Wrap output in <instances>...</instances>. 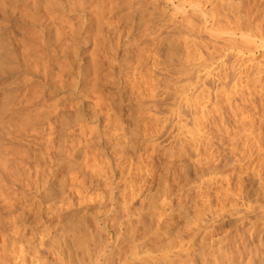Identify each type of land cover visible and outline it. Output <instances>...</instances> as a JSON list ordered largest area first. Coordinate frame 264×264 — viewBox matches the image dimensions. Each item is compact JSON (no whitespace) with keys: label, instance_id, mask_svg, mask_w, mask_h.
Listing matches in <instances>:
<instances>
[{"label":"rangeland","instance_id":"1","mask_svg":"<svg viewBox=\"0 0 264 264\" xmlns=\"http://www.w3.org/2000/svg\"><path fill=\"white\" fill-rule=\"evenodd\" d=\"M35 1L0 0V154L5 149L2 155L8 161L6 169H0V264H29L36 256L46 264H56L54 256L48 255L53 254L54 238L64 264H92L83 247L82 228L97 207L98 197L109 191V179L118 183L112 194L119 206L112 215L114 230L118 225L113 222L124 214L127 217L120 237L127 252L122 256L115 244L110 245L105 251L111 255V264H117L119 257L124 264H215L220 256L223 264H264V47L260 45L264 44V0H198L199 9L192 8L196 0H105L103 7H95L97 11L88 5L83 15L63 12V20L68 21L61 26L70 21L75 26L83 23L82 38L77 40L79 55L86 60L92 55L97 58L94 87L91 78L79 87L73 75L61 77L63 82L52 79L58 71L53 58L57 56L59 62L63 58L49 35L52 30H46L58 22L52 21L55 9L42 6L36 10L39 14L34 12ZM228 3L239 17L240 32L254 36L253 44L241 39L239 32L232 34V29L212 33L213 19L209 18L226 12ZM189 14L198 27L184 36L191 41L190 50H185L177 32L181 16ZM208 39L226 48L209 54L210 49L200 47L201 51L193 45L198 41L211 45ZM221 62L227 66L225 72L219 69ZM38 65L50 66L47 76L34 74L32 67ZM182 65L188 66L190 76L184 75ZM186 77H191V85ZM194 79L199 81L194 83ZM220 84L222 92H218ZM165 86L176 93L173 98ZM193 88L200 97H193ZM163 90L164 94L169 91L167 102L162 101ZM182 93L188 102L200 99L195 108L197 119L202 117L194 120L199 134L191 132L193 108H186L185 102L181 120L174 117L170 106ZM36 115L44 118L36 120ZM146 126L154 132L150 138V133L142 132ZM185 130L194 134L198 145L194 141L189 148L185 145ZM179 143L184 144L183 151ZM47 148L58 154L50 149L48 154ZM84 163L95 164L91 165L95 171ZM101 163L110 173L102 171ZM98 167L103 175L96 171ZM75 187L82 197L72 194ZM147 208L151 214L143 220ZM95 232L92 244L111 236L102 228Z\"/></svg>","mask_w":264,"mask_h":264},{"label":"bare ground","instance_id":"2","mask_svg":"<svg viewBox=\"0 0 264 264\" xmlns=\"http://www.w3.org/2000/svg\"><path fill=\"white\" fill-rule=\"evenodd\" d=\"M29 1V0H28ZM37 1V2H36ZM35 2H33V6H32V9H33V11L34 12H37L36 10H40L39 8L40 7H44V6H46V8L48 7L50 10H52V9H55V10H53V12L54 13H51L52 14V21L54 22V21H57L58 23H54V25H56V24H58L57 26H52V24H51V27H50V29L49 30H46V31H51V32H53L52 33V35L51 34H49L50 36H52L51 38H52V42H53V45L55 44V45H57V46H59V49H60V55H61V57L63 58V60L61 61V62H59L58 61V59H57V56H56V58L54 57L53 59H55V60H53L52 61V64L54 63L56 66V69L58 70L57 72H55V75H53V77L54 78H52V79H59V80H61L62 78L61 77H63V76H67V75H73V78L76 80L75 81V84L76 85H78V87L80 86V85H86L87 83H88V79L89 78H91V85H93L92 83H94V85H93V87L94 86H96L95 84H96V82L95 81H97V79H95L96 78V75H97V71L99 70V68H98V61H97V58L95 57H93V55L90 57L89 56V58L86 60V59H83L84 58V56L82 55H79V52H80V48H81V44H79V42L77 41L78 40V38H82V36H81V31H82V24H79L78 22V24L75 26V23L73 24V23H70V22H68L67 24H64V25H62L61 26V24L62 23H65V22H67L68 20H66L65 19V17H64V20H63V18H62V15H63V12L65 13V11H67V12H69V13H75V14H81V15H83L82 13L84 12V8L85 7H87L88 5L89 6H92V8L93 9H95V7H96V9L98 8V7H103L102 5H103V3H104V5H105V0H43V2H38V0H36ZM189 1V0H188ZM109 2V1H108ZM196 4H194L193 6H192V8H195V9H197L198 8V5H199V3H198V0H196ZM25 3V2H24ZM188 3V2H187ZM7 4V3H6ZM109 5H110V2L108 3ZM186 4V3H185ZM229 4V3H228ZM25 5V4H24ZM190 5V4H189ZM178 6H180L181 7V2L179 3V5ZM26 7V6H25ZM177 7V5H175V8ZM229 7L230 8H228V10L226 11V12H216V14H212V15H214L212 18H209L210 20H212L211 22H210V24L209 25H211L210 26V28L212 29V28H214L213 30H214V32H213V30H212V33H215V32H219V31H227L226 29H228L229 31H231V29H232V34H234L235 32H239L240 33V38L241 39H243V40H246V41H251L252 42V44H253V41H252V38L254 37L252 34H250V33H244V32H240L241 31V29H243L242 27H240V25H239V17L236 15V11H235V8H233V5H230L229 4ZM235 7V6H234ZM89 8V7H88ZM91 8V9H92ZM192 8H191V11H194V10H192ZM95 9V10H96ZM178 9V8H177ZM180 9V8H179ZM199 9V8H198ZM29 10V9H28ZM31 10V9H30ZM90 10V9H89ZM99 10V9H98ZM153 10V9H152ZM97 11V10H96ZM103 11V10H102ZM197 11V10H196ZM196 11H194V12H196ZM49 11H47V13H48ZM104 12V11H103ZM106 12V11H105ZM175 12V11H174ZM181 12L183 13V15H184V8L183 9H181ZM199 13L198 14H200V13H202L200 10L198 11ZM257 12V11H256ZM3 13V12H2ZM31 13H32V11H31ZM38 14H39V11L37 12ZM41 13V12H40ZM204 13V12H203ZM202 13V14H203ZM213 13H215V12H213ZM45 14V13H44ZM51 14L49 15V19H51L50 17H51ZM195 14V13H194ZM206 14V13H205ZM205 14H203V15H201V17L203 16L204 18H206V16H207V14L205 15ZM210 14V15H211ZM256 14V13H255ZM208 15H209V13H208ZM209 15V16H210ZM257 15V14H256ZM32 16H34V15H32ZM67 16V15H66ZM79 16V15H78ZM161 16V15H160ZM192 16V15H191ZM194 16V15H193ZM208 16V17H209ZM39 17V16H38ZM211 17V16H210ZM252 17V16H251ZM6 18V17H5ZM34 18L35 17H33V18H31V21H33L34 20ZM87 18V17H86ZM254 18V17H253ZM69 19V18H68ZM81 19V18H80ZM79 19V20H80ZM193 19H195V18H193ZM255 19V18H254ZM77 20H78V18H77ZM29 21V20H28ZM36 21H39V20H35V22ZM41 21H43L42 19H41ZM100 21V20H99ZM173 21V20H172ZM34 22V23H35ZM81 22H82V20H81ZM80 22V23H81ZM198 22V21H197ZM207 22H209V21H207ZM254 22V21H253ZM39 23V25H41L40 24V21L38 22ZM49 23V22H48ZM173 23V22H172ZM199 23H201V22H199ZM36 24H37V22H36ZM241 24V23H240ZM43 25V24H42ZM49 25V24H48ZM84 25H86V23L84 24ZM203 25V24H202ZM88 26V25H87ZM108 26V25H107ZM167 26V25H166ZM165 26V27H166ZM34 27V26H33ZM42 27H46V26H42ZM165 27H164V30H165ZM180 29H179V31L177 32L180 36H177V38H179V40H180V42H181V40L183 41L182 42V44H184V48H185V50H190V48H191V46L189 47V45L188 44H190L191 43V41L190 40H186V38L184 37L185 35H187L188 36V34L190 35V34H192L195 30H197V27H198V25H197V23H195V20H192V17H190V14L189 15H185V16H181V21H180ZM255 27V26H254ZM37 29H39L38 27H37ZM30 30H32V28L30 29ZM30 30H29V32H30ZM33 30H34V28H33ZM41 30V29H40ZM111 30V29H110ZM247 29H245L244 31H246ZM118 31V30H117ZM183 31V33H184V35H182V34H180V32H182ZM248 31V30H247ZM253 31H254V29H253ZM251 32V31H250ZM44 33V32H43ZM45 33H47V32H45ZM161 33V32H160ZM220 33V32H219ZM239 33L237 34V35H239ZM251 33H253V32H251ZM227 34V33H226ZM229 34H231L230 32H229ZM254 34V33H253ZM259 34V33H258ZM257 34V35H258ZM44 35V34H43ZM46 35V34H45ZM45 35H44V37H45ZM49 35H47L48 36V39H51V38H49L50 36ZM41 36V35H40ZM162 36V35H161ZM183 36V37H182ZM234 36V35H233ZM172 37V36H171ZM213 37H215V36H211L210 38L211 39H213ZM217 37H218V35H217ZM220 38V37H219ZM24 39H26L25 37H24ZM23 39V40H24ZM36 39H38V42H40L41 41V37L39 38V37H37ZM39 39H40V41H39ZM89 39V38H88ZM162 39V38H161ZM191 39V38H190ZM211 39H208V41L210 40V43H211V45H208L207 43H205V42H203V44L204 45H201L200 43H199V41L198 42H193L192 44L194 45V46H197V48L199 47H202L203 49L204 48H207V49H210L209 51V54H213V53H218V51L220 50V49H225L226 48V45L225 44H218V43H216V42H214V41H212L211 42ZM214 39H217V38H214ZM220 39H222V38H220ZM44 40H46L45 38H44ZM44 40H42V41H44ZM163 40V39H162ZM219 40V39H218ZM257 40V39H256ZM27 41V40H26ZM35 41H37V40H35ZM47 41V40H46ZM51 41V40H50ZM49 41V42H50ZM84 42H86V40H83ZM160 42H161V40H159ZM185 41H187V42H185ZM207 41V42H208ZM220 41V40H219ZM222 41V40H221ZM262 41V40H261ZM45 42V41H44ZM43 42V43H44ZM48 42V41H47ZM47 42H45V43H47ZM180 42L179 43H177V46L176 47H174V50H177L178 48V46L180 45ZM209 43V44H210ZM40 44H41V42H40ZM200 44V45H199ZM232 44V43H231ZM233 44H236L234 41H233ZM240 44V43H239ZM24 45V44H23ZM50 45V44H49ZM61 45V46H60ZM94 47H96L97 45H96V43L94 42ZM100 45H102L101 43L99 44V46ZM120 45V44H119ZM210 46V47H207V46ZM260 45L261 46H263L264 47V44L262 45L261 43H260ZM22 46V45H21ZM25 46H27V44L25 45ZM24 46V47H25ZM39 46V45H38ZM98 46V47H99ZM105 46V45H104ZM193 46V47H194ZM234 46V45H233ZM237 48H239L238 47V44L237 45H235ZM248 46V45H247ZM14 47V46H13ZM26 48V47H25ZM24 48V49H25ZM40 48V47H39ZM121 48V47H120ZM198 48V50H201L202 48H200L199 49ZM233 48V47H232ZM231 48V49H232ZM5 49V48H4ZM28 48H26L25 50H27ZM202 49V50H203ZM24 50V51H25ZM136 50V49H135ZM197 50V52L199 53V51ZM201 50V51H202ZM206 50V49H205ZM240 50H241V47H240ZM100 51V50H99ZM171 51V50H170ZM196 50H194V52H195ZM201 51H200V55H201ZM226 51V50H225ZM55 52V51H54ZM94 53H95V51H93ZM176 52L177 51H175V53L174 54H176ZM1 53V52H0ZM27 53V52H26ZM25 52H24V54H26ZM178 53V52H177ZM58 54V53H57ZM208 54V53H207ZM206 55V56H209V58H210V56L211 55ZM23 55V54H22ZM48 55H50V54H48ZM171 55V54H170ZM205 55V54H204ZM28 56H30V55H28ZM187 56V55H186ZM216 56V55H215ZM227 56V55H226ZM26 57V56H25ZM34 57V56H33ZM32 57V59L31 60H33L34 58ZM52 57V56H51ZM81 59H80V58ZM201 57V56H200ZM49 58H50V56H49ZM78 58H79V60H81V61H79L78 60ZM100 58V57H99ZM144 58V57H143ZM213 58V57H212ZM220 58V57H219ZM11 59V58H10ZM47 59H48V57H47ZM28 60V59H27ZM84 60H86V61H84ZM12 61V60H11ZM51 61V60H50ZM234 61V60H233ZM34 62V61H33ZM83 62H85V63H89L88 65L89 66H87V64H84ZM103 62V61H102ZM206 62V61H205ZM210 62V61H209ZM28 63V62H27ZM51 63V62H50ZM100 63V62H99ZM106 63V62H105ZM189 63V62H188ZM11 64V63H10ZM33 64V66L35 65L34 63H32ZM54 64H53V66H54ZM218 64V63H217ZM103 65V64H102ZM190 65V64H189ZM50 66H51V64H50ZM50 66H48V65H38V67L37 66H35V67H32V68H34V69H36V70H34L33 69V72H34V74L36 73V74H40V75H43V76H47L48 75V73H47V69L48 68H50ZM220 68L219 69H222V71L223 72H225V67H227L226 65H224V63L223 62H221L220 63ZM28 67V66H27ZM182 67H183V71L185 70V68L184 67H186V70L184 71V75L185 76H190V74H191V72H190V69H187V67L188 66H183L182 65ZM191 67V66H190ZM9 68V67H8ZM31 68V69H32ZM182 69V68H181ZM216 69V68H215ZM13 70V69H12ZM30 70V69H29ZM192 70V69H191ZM156 71V70H155ZM161 71V70H160ZM212 71V70H211ZM216 71V70H215ZM219 71V70H218ZM218 71H217V73H216V75H218ZM32 72V71H31ZM194 73V72H193ZM33 74V75H34ZM35 74V75H36ZM223 74V73H222ZM221 74V75H222ZM178 75V74H177ZM220 74H219V76H221ZM226 75V74H225ZM228 75V74H227ZM52 76V75H51ZM193 75H191V77H192ZM223 76V78H225L224 77V75H222ZM221 76V77H222ZM38 77V76H37ZM191 77H186L187 79L185 80V82L186 83H188L189 81H190V85H191V81H192V79H191ZM158 78V77H157ZM177 78V77H176ZM93 79H94V82H92L93 81ZM174 79V78H173ZM184 79V78H183ZM196 79H197V77H196ZM217 79H219V78H217ZM258 79H259V77H258ZM258 79L256 80V78H254V80L257 82L258 81ZM58 80V81H59ZM153 80V79H152ZM213 80H214V75H213ZM251 80V79H250ZM54 82L56 81V80H53ZM52 81V82H53ZM57 81V84L59 83H61L60 81L58 82ZM62 81V80H61ZM65 81V80H64ZM183 82V84H184V86H186V88L187 87H190V85H187V84H185V82H184V80H182ZM188 81V82H187ZM197 81H199V80H195L194 79V83H196ZM215 81H216V79H215ZM218 81V80H217ZM53 82V83H54ZM63 82V81H62ZM131 82V81H130ZM201 82V81H200ZM56 83V82H55ZM172 83H177V82H172ZM203 83V82H202ZM205 83V82H204ZM36 84H39V83H36ZM199 84V83H198ZM222 84V86H223V83H221ZM221 84H220V87H219V89H218V92H222V91H220V90H222V88H221ZM56 85V84H55ZM90 85V86H91ZM171 85H173V87L175 86L174 84H171ZM202 85V84H201ZM69 86V85H68ZM168 87L169 86H167V88H166V86H165V89H167V90H171V89H168ZM176 87H177V85H176ZM180 87V86H179ZM193 87V86H192ZM197 87V86H196ZM195 86H194V88H196ZM201 87V86H200ZM204 87V86H203ZM224 87V86H223ZM82 88H84V87H82ZM133 88V87H132ZM150 88V87H149ZM170 88V87H169ZM193 88V93H191V94H193V97H194V95H196V96H199L200 97V95H197V94H194V91H196L195 89ZM143 89V88H142ZM177 89V88H176ZM175 89V90H176ZM198 89V88H197ZM204 89V88H203ZM135 90V89H134ZM152 90H154V88H152ZM156 90V89H155ZM178 90V93H181V88L180 89H177ZM176 90V91H177ZM207 90V89H206ZM35 91V90H34ZM149 91V90H148ZM151 91V90H150ZM172 91V90H171ZM169 92V91H167V93L166 94H164V90L162 91V93L164 94V98L162 99V101L165 99L166 100V98L167 97H170V95L174 92V91H172V92ZM204 91V90H203ZM142 92V91H141ZM152 92V91H151ZM168 92L170 93V95L168 96ZM197 92V91H196ZM148 93V92H147ZM153 93V92H152ZM175 93V92H174ZM198 93V92H197ZM199 93H200V89H199ZM207 93V92H206ZM154 94V93H153ZM176 94V93H175ZM175 94H172L171 96V98H173L174 97V95ZM201 94H203V93H201ZM216 94H217V92H216ZM141 96V95H140ZM154 96V95H153ZM178 98H177V100H178V103H177V100H176V102H174V103H172L171 104V106L170 107H172L171 109H173L174 110V117L175 118H177V120H181V108H182V110L184 111V106H182L183 105V103L185 102L186 103V108L189 106V108H193V110L192 111H190L191 113H189L191 116H189V117H191L190 119H192L193 121L196 119V120H200V118L202 117H200L199 119H197V115H196V109H197V107L195 108V105H196V102H198L197 100H200V99H197L196 97V102L193 100V99H191L190 101H194V102H188V99L186 100V98L187 97H185V95H183V93H182V95H176ZM142 97V96H141ZM181 97H185V98H183L182 100V102H181ZM84 98V97H83ZM189 98V97H188ZM146 99V98H145ZM175 99V98H174ZM98 100V99H97ZM101 100V99H100ZM100 100H98V101H100ZM169 100V99H168ZM168 100H166V102L168 101ZM157 102V101H156ZM101 103V102H100ZM137 103V102H136ZM151 103H152V101H151ZM169 103V102H168ZM182 103V104H181ZM184 103V104H185ZM199 103V102H198ZM158 104V103H157ZM199 104H201V103H199ZM166 105V104H165ZM164 105V106H165ZM96 107H98V106H96ZM96 107H95V109H96ZM39 108V107H38ZM41 108V107H40ZM146 108V107H145ZM150 107H148V109H149ZM161 108V107H160ZM185 108V109H186ZM188 108V109H189ZM204 108V107H203ZM5 109V108H4ZM13 109V108H12ZM95 109H93V110H95ZM143 109V108H142ZM152 109V108H151ZM150 109V110H151ZM154 109V108H153ZM207 109V108H206ZM110 110V109H109ZM149 110V111H150ZM176 110V111H175ZM190 110V109H189ZM2 111V110H1ZM154 111V110H153ZM165 111H166V109H165ZM169 111V110H168ZM188 111V110H187ZM198 111V110H197ZM204 111V110H203ZM50 112V111H49ZM48 112V113H49ZM172 112V111H171ZM200 112V111H199ZM202 112V111H201ZM206 112V111H205ZM204 112V113H205ZM39 113V112H38ZM107 113V112H106ZM210 113V112H209ZM26 114V113H25ZM40 114V113H39ZM93 114H95L94 112H93ZM170 114V113H169ZM69 115V114H68ZM96 115V114H95ZM95 115H93V117L92 118H94L95 117ZM106 115V114H105ZM108 115V114H107ZM204 115V114H203ZM206 115H207V113H206ZM205 115V116H206ZM41 116V115H40ZM86 116V115H85ZM196 118H195V117ZM209 116V115H208ZM43 117V116H42ZM44 117H45V114H44ZM43 117V118H44ZM47 117V116H46ZM77 117V116H76ZM87 117V116H86ZM154 117V116H153ZM162 117V116H161ZM42 118V119H43ZM49 118V117H48ZM51 118V117H50ZM49 118V119H50ZM78 118L80 119V117L78 116ZM139 118V117H138ZM137 118V119H138ZM143 118H144V116H143ZM145 118H148V117H146L145 116ZM39 120V119H41V118H37V115H36V120ZM41 119V120H42ZM142 119V118H141ZM150 119V118H149ZM155 120H158V119H156V118H154ZM165 119V118H164ZM22 120V119H21ZM35 120V119H34ZM47 120V119H46ZM45 120V121H46ZM88 120V119H87ZM86 120V121H87ZM139 120V119H138ZM145 120H147V119H145ZM144 120V121H145ZM163 120V119H162ZM30 121H31V119H30ZM140 121V120H139ZM143 121V122H144ZM159 121V120H158ZM197 121V122H198ZM23 122H25V124H27L28 122L23 118ZM33 122V121H32ZM40 122V121H39ZM54 122V121H53ZM75 122H77V121H75ZM179 122V121H178ZM197 122H192L194 125V127H193V129L194 130H192L191 129V132L192 131H194V133L196 134V132H195V130L197 131L198 129H200L199 127H198V123ZM55 123V122H54ZM140 123H141V121H140ZM145 123V122H144ZM163 123V122H162ZM196 123V124H195ZM143 124V123H142ZM200 124V123H199ZM59 125V124H58ZM167 125V124H166ZM185 125H187L186 123H185ZM185 125H183L184 127H185ZM179 126V125H178ZM178 126H177V128H178ZM180 126H182V125H180ZM179 126V127H180ZM198 128H197V127ZM200 126V125H199ZM202 126V125H201ZM204 126H205V124H204ZM23 127H25V126H22V128ZM54 127V126H53ZM83 127V126H82ZM87 128L89 127V126H86ZM166 127V126H165ZM184 127H180V128H184ZM49 128V127H48ZM85 128V127H84ZM87 128H85V129H87ZM94 128H95V126H94ZM94 128H89V129H92V130H94ZM151 128V127H150ZM197 128V129H196ZM24 129V128H23ZM85 129H84V131H85ZM97 129V128H96ZM157 129V128H156ZM190 129V128H189ZM189 129H187L188 131H189ZM50 130H51V127H50ZM91 130V131H92ZM142 129H140V131H141ZM152 130H154L153 128H152ZM162 130V129H161ZM160 130V131H161ZM175 130V129H174ZM201 130V129H200ZM200 130H198V131H200ZM90 131V133H92ZM155 131V130H154ZM158 131V130H157ZM156 131V132H157ZM167 131V130H166ZM198 131H197V133H198ZM1 132V131H0ZM85 132H87V131H85ZM89 132V131H88ZM87 132V133H88ZM142 132H144V134L146 135V134H148V133H150L149 135H147V137L148 138H150V136L151 135H153V131H149L148 130V127L146 126V128L145 129H143L142 130ZM190 132V133H191ZM202 132V131H201ZM19 133V132H18ZM190 133H186V130H185V136L186 135H188V137L186 138V140H187V142H186V144L185 145H187V143H188V148H189V146H191V143L194 141V138H193V135L192 134H190ZM1 134V133H0ZM14 134V133H13ZM85 134V133H84ZM95 134V133H94ZM199 134V133H198ZM197 134V135H198ZM88 135H90V134H88ZM202 135V134H201ZM1 136V135H0ZM79 136V135H78ZM80 136H82V135H80ZM84 136V135H83ZM82 136V137H83ZM86 136V135H85ZM154 136L156 137V135L154 134ZM185 136H184V139H183V141L185 142L186 140H185ZM27 137V136H26ZM81 137V138H82ZM10 138V137H9ZM67 138V137H66ZM148 138H146V139H148ZM204 138V137H203ZM48 139V138H47ZM84 139V138H83ZM96 139H97V137H96ZM145 139V140H146ZM154 139V138H153ZM181 139V140H182ZM14 140V139H13ZM41 140V139H40ZM202 140V139H201ZM53 141V140H52ZM68 141V140H67ZM179 141V140H178ZM183 141H182V143H183ZM196 141H199V139H197ZM1 142V141H0ZM39 142V141H38ZM60 142V141H59ZM74 142V141H73ZM152 142V141H151ZM195 142V141H194ZM68 143V142H67ZM176 143V142H175ZM178 143V142H177ZM196 144H197V142H195ZM40 144V143H39ZM57 144V143H56ZM91 144V143H90ZM89 144V145H90ZM180 144V143H179ZM25 145V144H24ZM63 145H64V143H63ZM73 145V144H72ZM151 144H149V146H150ZM153 145V144H152ZM160 145V144H159ZM176 145V144H175ZM181 145V144H180ZM179 145V146H180ZM184 145V144H183ZM183 145H181L180 146V150L181 151H183V149H185V146H183ZM198 145V144H197ZM45 146V145H44ZM68 146V145H67ZM179 146H176V147H179ZM8 147V146H7ZM61 147V146H60ZM32 148V147H31ZM55 148H56V146H55ZM58 148V147H57ZM74 148V147H73ZM77 148V147H76ZM172 148V147H171ZM170 148V149H171ZM43 149V148H42ZM48 149V148H47ZM50 149V151L52 150V149H54V148H49ZM49 149H48V154H49ZM65 149V148H64ZM63 149V150H64ZM173 149V148H172ZM177 149V148H176ZM5 150V149H4ZM4 150L2 151V153L4 152ZM21 150V149H20ZM36 150V149H35ZM67 150V149H66ZM19 151V150H18ZM53 151H55V150H53ZM77 151V150H76ZM179 151V150H178ZM23 153H25L24 151H22ZM52 152V151H51ZM50 152V153H51ZM67 152V151H66ZM184 152H187V149H186V151H184ZM184 152H182V153H184ZM2 153L0 154V169L1 170H3L4 168H5V165H6V163L8 162L7 161V159H5L6 157L4 156L3 157V155H2ZM19 153V152H18ZM45 153V152H44ZM53 153V152H52ZM54 153H56V152H54ZM53 153V154H54ZM85 153V152H84ZM182 153H181V155H182ZM196 153V152H195ZM58 154V152L55 154V155H57ZM66 154V153H65ZM10 155V154H9ZM40 155V154H39ZM52 155V154H51ZM173 155V154H172ZM188 155H189V153H188ZM17 156V155H16ZM33 156V155H32ZM53 157H54V155H52ZM65 156V155H64ZM70 156V155H69ZM14 157H15V154H14ZM46 157H48V155L46 156ZM52 157H50L49 158V161H50V159H51ZM87 158V157H86ZM90 158V157H89ZM11 159V158H10ZM35 159V158H34ZM37 159V158H36ZM35 159V160H36ZM46 159V158H45ZM18 160V159H17ZM54 160V159H53ZM57 160H59V159H57ZM85 160V159H84ZM94 160V159H93ZM29 161V160H28ZM64 161H65V159H64ZM83 161V160H82ZM90 161V160H89ZM88 160H87V164H88V162H89ZM225 161V160H224ZM228 161V160H227ZM10 162V161H9ZM52 162V161H51ZM50 162V163H51ZM55 162V161H54ZM59 162V161H58ZM84 162V161H83ZM93 162H95V160L93 161ZM100 162H102V161H100ZM99 162V163H100ZM60 163V162H59ZM86 163H84V164H82V165H84V166H86L87 164ZM99 163H97V166H99L100 164ZM107 163V162H106ZM105 163V164H106ZM197 163H198V161H197ZM229 163V162H228ZM10 164V163H9ZM13 164V163H12ZM46 164V163H45ZM68 164V163H67ZM90 164V163H89ZM99 164V165H98ZM91 165H93V163L92 164H90L89 166L90 167H96L95 166V164L93 165V166H91ZM107 165V164H106ZM15 166V165H14ZM21 166V165H20ZM88 166V165H87ZM88 166V168L90 169V167ZM102 166H104V164L103 163H101V167ZM199 166V165H198ZM25 167V166H24ZM70 167V166H69ZM68 167V168H69ZM91 168L90 169V171L91 170H93V171H95V168ZM107 167V166H106ZM105 166H104V169L102 170V169H100V167H98V170H96L98 173L100 172V170H102V171H108L109 172V169L107 170V168H106ZM64 168V167H63ZM86 168V167H85ZM103 168V167H102ZM6 169V168H5ZM4 169V170H5ZM36 169V168H35ZM84 169V168H83ZM106 169V170H105ZM85 170V169H84ZM216 170V169H215ZM36 171V170H35ZM100 172V174H102L103 172ZM9 172V171H8ZM7 172V173H8ZM15 172V171H14ZM21 172V171H20ZM71 172H73V171H71ZM112 172V171H111ZM217 172H218V170H217ZM1 173V172H0ZM19 173V172H18ZM76 173V172H75ZM74 173V174H75ZM80 173V172H79ZM105 173L106 172H104V176H105ZM110 173V172H109ZM107 174V175H110V177L109 178H111L112 176H111V174ZM215 173V172H214ZM103 175V174H102ZM101 175V176H102ZM98 176V175H97ZM3 177V176H2ZM9 177V176H8ZM99 177V176H98ZM26 178V177H25ZM37 178V177H36ZM77 184V183H76ZM109 184H110V186H109V191L108 192H104L103 194V196L102 197H98V205H97V207L96 208H93L92 209V212L89 214V218L85 221V226H84V228H82V232H83V237L85 238L84 239V245L85 246H83L84 248H85V250H86V252L87 253H90V255H91V257H92V264H111V255H109V254H107L106 253V251L105 250H108V248H109V246L110 245H112V244H115L116 245V247H118V250H119V252H120V254L123 256V255H125V252H127L126 251V249H125V247H121V244H120V241H121V236H122V232H125V231H123V229H125L126 228V224H127V222L125 223V221H127V217H126V214H124V217L123 218H121V220L120 221H117V222H113V223H115L116 225H118V226H116L117 228H118V230L116 231V230H114V224H112V221H113V217H112V215L115 213V211H117V208L119 207L118 205H116V202H115V199L113 200V197H112V194L114 193V189L116 190L117 189V187H118V183H115V184H113L112 183V180L111 179H109ZM112 184H113V186H112ZM27 186V185H26ZM112 186V187H111ZM3 187V186H2ZM6 187V186H5ZM79 187V186H78ZM78 187H75V188H73L72 190H73V193L72 194H74V195H78V196H80L82 193H81V191H79L78 189ZM4 188V187H3ZM13 188H16V187H13ZM1 189V188H0ZM7 190V189H6ZM5 191V190H4ZM33 191V190H32ZM47 192V191H46ZM71 193V192H70ZM38 197V196H37ZM41 197V196H40ZM81 197H82V195H81ZM73 198V197H72ZM124 199V198H123ZM116 201L118 202V200L116 199ZM103 203H106V205H104ZM29 205V204H28ZM127 205V204H126ZM10 207V206H9ZM116 207V208H115ZM3 208V207H2ZM10 209V208H9ZM27 209V208H26ZM119 209V208H118ZM151 212V209L150 208H147V213H143L142 215H141V218L144 220V218H145V215H147V214H149ZM27 214V213H26ZM151 214V213H150ZM28 216V215H27ZM100 216H101V218H100ZM120 216V215H119ZM102 219V222L101 223H99V221ZM139 221L141 222V219H139ZM100 225H102L101 227H100ZM160 227V226H159ZM100 228H102V229H105L106 230V232L109 234V235H111L110 237H108L107 238V241L105 240H99L96 244H95V242L93 241V244H92V236L93 235H91V233H93V232H95V231H97V229H100ZM164 228H166V227H164ZM57 230V229H56ZM157 232H158V230H157ZM163 232V231H162ZM13 233V232H12ZM96 233V232H95ZM126 234V233H125ZM44 235V234H43ZM158 235H160V234H158ZM95 236H97V235H95ZM42 237V236H41ZM43 238V237H42ZM92 238V239H91ZM75 239V238H74ZM98 239V238H97ZM100 239V238H99ZM255 239V238H254ZM21 240V239H20ZM54 240V250H52V252H53V254H49L48 253V255H50V256H54V261H55V263L56 264H64L63 263V261H62V259H61V250H60V245L57 243V241H56V238H54L53 239ZM52 240V241H53ZM76 240V239H75ZM79 240V239H78ZM94 240H95V238H94ZM112 240V243H110V241ZM81 242V241H80ZM43 244V243H42ZM81 245V244H80ZM82 245H83V243H82ZM19 246V245H18ZM77 246V245H76ZM120 246V247H119ZM82 247V246H81ZM4 248V247H3ZM244 248V247H243ZM30 249V248H29ZM83 249V248H82ZM19 250V249H18ZM21 250V249H20ZM27 250V249H26ZM84 250V249H83ZM84 250V251H85ZM130 250V249H129ZM23 251V250H22ZM22 251H21V253H22ZM20 252V251H19ZM222 252V251H221ZM20 253V254H21ZM34 253H35V251H34ZM51 253V252H50ZM24 254H26V252H24ZM85 254V253H84ZM19 255V254H18ZM17 255V256H18ZM218 255H219V253H218ZM217 255V256H218ZM221 255H222V253H221ZM15 256V255H14ZM20 256V255H19ZM24 257V255L23 254H21V256L20 257ZM220 256V255H219ZM218 256V257H219ZM241 256V255H240ZM10 257V256H9ZM8 257V258H9ZM16 257V256H15ZM37 257V256H36ZM36 257L34 258L35 260H33V261H29L30 263L29 264H46L47 262L46 261H40L39 259H36ZM221 258H222V256H220ZM5 258V257H4ZM28 258V257H27ZM26 258V259H27ZM218 259V260H216V262L218 261V263H216L215 262V264H223V258L222 259ZM24 259V258H23ZM170 259V258H169ZM237 259V258H236ZM29 260V259H28ZM45 260V259H44ZM123 260V259H122ZM121 260V258L119 257L118 258V262H117V264H124V262ZM172 260V259H171ZM17 261V260H16ZM26 261V260H25ZM25 261H22V262H24L25 263ZM173 261V260H172ZM178 261V260H177ZM14 262V261H13ZM21 262V261H20ZM169 262H171V261H169ZM4 263V262H3ZM157 263H159V262H157ZM240 262H238V264H239ZM243 263V262H242ZM5 264V263H4ZM155 264V263H154ZM160 264V263H159ZM161 264H163V262L161 263ZM167 264H168V262H167ZM174 264H177L176 262H174ZM178 264H181V262H179ZM225 264V263H224ZM232 264V263H231Z\"/></svg>","mask_w":264,"mask_h":264}]
</instances>
